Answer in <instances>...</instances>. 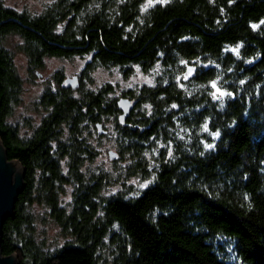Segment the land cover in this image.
<instances>
[{"label": "trees", "instance_id": "1", "mask_svg": "<svg viewBox=\"0 0 264 264\" xmlns=\"http://www.w3.org/2000/svg\"><path fill=\"white\" fill-rule=\"evenodd\" d=\"M18 53L28 80L47 57L85 59L74 90L44 79L22 124ZM98 68L150 81L115 95ZM104 137L111 167L95 164ZM0 139L25 169L0 242L19 264H264V0H0Z\"/></svg>", "mask_w": 264, "mask_h": 264}, {"label": "rangeland", "instance_id": "2", "mask_svg": "<svg viewBox=\"0 0 264 264\" xmlns=\"http://www.w3.org/2000/svg\"><path fill=\"white\" fill-rule=\"evenodd\" d=\"M4 4L10 7H13L17 11H22L24 8L34 12L40 11L44 4L52 0H3ZM161 0H151V3ZM146 3L150 4L149 0H146ZM19 41L17 36L9 38L8 45L11 48H14L15 44ZM85 59L75 56L72 59H59L55 57H47L44 60V67L39 70L41 74L40 77H36L34 80H28L26 77V60L24 55L21 53L15 54V64L17 70L23 78L22 83V93L20 102L16 106L14 113L8 119L9 121H18L19 124H22L25 117H34L33 109H31V104L37 99L38 95L42 91L43 81L45 78L51 77L54 72H61L64 76H72L77 74L82 68ZM92 79V86H99L105 82H110L115 84L116 89L114 94L119 95L121 90L127 87H130L134 84H141L144 82H149L150 79L138 69L133 72L128 78H122L117 68L112 69H102L98 68L90 73ZM117 84V85H116ZM89 85V84H87ZM36 117V116H35ZM34 117V118H35ZM36 120V119H35ZM112 122L108 121L105 123L106 129L112 131ZM23 128L21 126L20 132L22 133ZM19 132V133H20ZM93 144L99 150V154L95 161V164H99L105 167L112 166V159H109L107 156V151L109 149L115 150L112 137H104L98 141H94ZM65 200L69 198V195L64 196ZM43 225L37 223V228L40 232ZM56 232V228H46L44 234L47 236L48 240L53 237ZM41 236V235H40ZM39 236V237H40Z\"/></svg>", "mask_w": 264, "mask_h": 264}, {"label": "water", "instance_id": "3", "mask_svg": "<svg viewBox=\"0 0 264 264\" xmlns=\"http://www.w3.org/2000/svg\"><path fill=\"white\" fill-rule=\"evenodd\" d=\"M194 73V66L188 65L184 72V79H190L194 76ZM78 86L79 77L76 74L66 76L61 82L62 88H71L74 90ZM116 106L119 110L118 122L124 125L126 118L132 110L133 101L127 96H119L116 99ZM95 128L98 136L106 133L101 122H96ZM107 156L113 160L117 158L118 154L115 150L109 149ZM24 174L25 169L21 163L16 159H9L7 157L6 149L0 139V242L2 226L5 220L13 215L18 195L25 186ZM0 264H19L16 253L3 255L0 249Z\"/></svg>", "mask_w": 264, "mask_h": 264}, {"label": "snow or ice", "instance_id": "4", "mask_svg": "<svg viewBox=\"0 0 264 264\" xmlns=\"http://www.w3.org/2000/svg\"><path fill=\"white\" fill-rule=\"evenodd\" d=\"M149 2L151 3V0H149ZM161 2H165V0H161ZM253 27H256L255 25ZM235 51V50H234ZM191 71V70H190ZM213 87H215V83H213ZM219 91V90H218ZM221 95H224V93H221ZM207 126L205 125V130H206ZM216 135H219V133H216ZM206 147L211 148L213 147L212 145H206Z\"/></svg>", "mask_w": 264, "mask_h": 264}, {"label": "flooded vegetation", "instance_id": "5", "mask_svg": "<svg viewBox=\"0 0 264 264\" xmlns=\"http://www.w3.org/2000/svg\"><path fill=\"white\" fill-rule=\"evenodd\" d=\"M41 76V74L40 73H37V77H40ZM66 77V76H65ZM65 77H63V79L65 78ZM62 79V80H63ZM62 82V81H61Z\"/></svg>", "mask_w": 264, "mask_h": 264}]
</instances>
